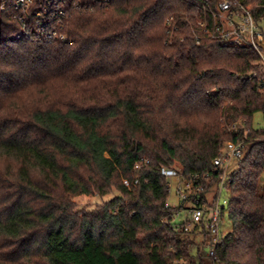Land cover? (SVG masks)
I'll return each instance as SVG.
<instances>
[{
    "label": "trees",
    "instance_id": "trees-1",
    "mask_svg": "<svg viewBox=\"0 0 264 264\" xmlns=\"http://www.w3.org/2000/svg\"><path fill=\"white\" fill-rule=\"evenodd\" d=\"M73 1L66 40L16 39L0 9V264H264L257 52L196 42L204 0ZM244 2L264 16V0ZM229 141L244 144L228 174L231 229L210 257L195 231L172 229L181 207L166 206L160 169L215 182ZM112 188L74 210L75 195Z\"/></svg>",
    "mask_w": 264,
    "mask_h": 264
},
{
    "label": "built area",
    "instance_id": "built-area-1",
    "mask_svg": "<svg viewBox=\"0 0 264 264\" xmlns=\"http://www.w3.org/2000/svg\"><path fill=\"white\" fill-rule=\"evenodd\" d=\"M96 4L106 5L111 0H93ZM202 15L197 17L194 36L196 42L203 36L221 39L227 46H249L258 56L261 68L264 69V49L258 39L264 38L260 23L264 16L257 18L251 5L244 0H204ZM79 7L81 3L71 2ZM264 7V2L262 4ZM68 0H1L0 9L10 10L12 17L20 24V31L16 39L34 37L43 41L54 39L66 40L62 32L64 21L68 16ZM165 22L175 26L173 17L166 18ZM259 87L264 90V75L259 79ZM244 126L243 122H233L228 130L237 126ZM247 133V130L246 132ZM244 149L242 141H229L224 144L220 154L213 159L215 168L222 169L217 181L207 174L199 176L191 174L184 176L175 167H162L160 174L167 180V191L177 199L170 203L169 197L166 206L181 207L172 218L176 224L172 229L185 232L195 231L196 242L203 247L207 256L215 257V247L225 233L222 230L223 214L226 211L228 199L222 200L224 191L228 192L230 181L228 168L231 160L238 158ZM137 166V165H136ZM203 180H207L203 182ZM137 182V179L135 180ZM212 182L209 184L208 182ZM204 235L208 238L204 239ZM206 248V249H205Z\"/></svg>",
    "mask_w": 264,
    "mask_h": 264
},
{
    "label": "rangeland",
    "instance_id": "rangeland-1",
    "mask_svg": "<svg viewBox=\"0 0 264 264\" xmlns=\"http://www.w3.org/2000/svg\"><path fill=\"white\" fill-rule=\"evenodd\" d=\"M260 25L262 26L263 35H264V21H262L260 23ZM252 125L255 128L264 127L263 116L260 112H257L254 114ZM236 160H237V158H234L231 160V164L228 168L229 172H231L235 168ZM118 194H119L118 191L116 189L112 188V190L109 193H107L103 196H100L96 193L75 195L74 197H72V200L74 202V210H76L78 212L95 210L98 207H100L103 203H105L106 201L110 200L112 197H114ZM228 194H229L228 192L224 191L221 195L220 202H222V200H224V199H228V197H229ZM169 201H170V203H176L177 202V199L174 197L172 192L169 196ZM230 229H231V225H230L229 221L227 220V215H226V211H225L223 214V220H222V230L224 232H227Z\"/></svg>",
    "mask_w": 264,
    "mask_h": 264
},
{
    "label": "water",
    "instance_id": "water-1",
    "mask_svg": "<svg viewBox=\"0 0 264 264\" xmlns=\"http://www.w3.org/2000/svg\"><path fill=\"white\" fill-rule=\"evenodd\" d=\"M258 43L264 49V38L258 39Z\"/></svg>",
    "mask_w": 264,
    "mask_h": 264
}]
</instances>
